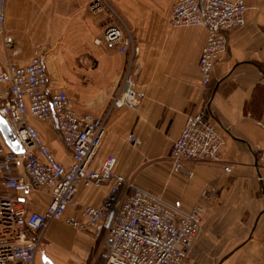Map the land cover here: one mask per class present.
<instances>
[{
	"label": "crops",
	"instance_id": "obj_1",
	"mask_svg": "<svg viewBox=\"0 0 264 264\" xmlns=\"http://www.w3.org/2000/svg\"><path fill=\"white\" fill-rule=\"evenodd\" d=\"M6 1L0 65L41 56L51 90H66L78 113L104 118L93 165L114 155L117 173L128 175V165L140 166L145 177L150 173L156 183L137 180L144 190L185 210L196 203L203 207L187 263L264 261V166L257 159V150L264 148V0H245V22L228 33L227 49L205 87L197 62L206 28L170 26L174 0H100L101 11L92 7L96 0ZM109 21L130 38L127 52L102 40ZM132 46L137 48L133 56ZM129 60L143 99L135 109H110ZM203 105L223 139L219 156L213 162L186 161L174 171L171 146L186 115ZM29 122L54 157L68 165L70 154L55 127L35 118ZM129 134L138 144L128 141ZM109 187L79 186L76 205L43 230L33 264L104 263L102 236L66 218L77 219L83 206L100 204ZM20 198L29 210L43 211L50 195L41 189Z\"/></svg>",
	"mask_w": 264,
	"mask_h": 264
},
{
	"label": "built area",
	"instance_id": "obj_2",
	"mask_svg": "<svg viewBox=\"0 0 264 264\" xmlns=\"http://www.w3.org/2000/svg\"><path fill=\"white\" fill-rule=\"evenodd\" d=\"M5 4L6 0H0V32ZM92 7L99 11L100 1ZM246 9L245 0H174L170 26L206 28L197 62L203 87L211 79L214 63L227 49L228 33L244 24ZM102 40L118 45L120 52H127L132 45L122 28L111 21L103 27ZM131 49L133 56L137 48ZM142 99L143 94L135 89L129 60L110 109H135ZM0 118L9 129V139L23 148L22 152H14L0 142V180L4 187L0 193V264H33L34 254L43 242V230L76 205L79 186L102 183L110 185L102 202L83 206L79 218H66V222L78 228L91 227L102 236L103 264H188L203 207L196 203L185 210L137 186L129 192L126 178L115 171L114 155H106L94 166L104 134V118L78 113L66 90H51L41 56H32L25 63L9 61L0 65ZM29 118L55 127L70 154L68 165L54 157ZM128 141L133 146L138 144L133 134H129ZM222 144L206 107L200 106L186 115L171 146L172 169L182 170L186 161L213 162ZM257 159L264 166V148L257 150ZM41 189L49 191V203L43 211L29 210L21 195Z\"/></svg>",
	"mask_w": 264,
	"mask_h": 264
},
{
	"label": "rangeland",
	"instance_id": "obj_3",
	"mask_svg": "<svg viewBox=\"0 0 264 264\" xmlns=\"http://www.w3.org/2000/svg\"><path fill=\"white\" fill-rule=\"evenodd\" d=\"M5 5H7V3ZM100 11H101V9H100ZM45 50H46V47H45ZM146 167H150L151 168V165L150 166H146ZM140 168H141L140 166H136V165H128L127 166V169H128V172L127 173H128V175H126L124 177L126 178V182L129 184V187H128V191L129 192H130V190H132V186L133 187H136L137 186V187L141 188L137 184V182H138L137 180L138 179L146 180L148 182V185H151L153 183H156L155 181H153L152 179L149 178L150 177V173L147 174L148 175L147 177H145L144 175H141V169ZM141 189H143V187ZM163 198H165L166 200H168L167 197H163Z\"/></svg>",
	"mask_w": 264,
	"mask_h": 264
},
{
	"label": "water",
	"instance_id": "obj_4",
	"mask_svg": "<svg viewBox=\"0 0 264 264\" xmlns=\"http://www.w3.org/2000/svg\"><path fill=\"white\" fill-rule=\"evenodd\" d=\"M0 133L2 136L3 141L6 143V145L12 149L14 152H22L23 148L20 144H18L17 142L10 140L9 139V129L6 125V123L4 122L3 119L0 118Z\"/></svg>",
	"mask_w": 264,
	"mask_h": 264
},
{
	"label": "bare ground",
	"instance_id": "obj_5",
	"mask_svg": "<svg viewBox=\"0 0 264 264\" xmlns=\"http://www.w3.org/2000/svg\"><path fill=\"white\" fill-rule=\"evenodd\" d=\"M169 24V23H168ZM214 66V65H213Z\"/></svg>",
	"mask_w": 264,
	"mask_h": 264
}]
</instances>
